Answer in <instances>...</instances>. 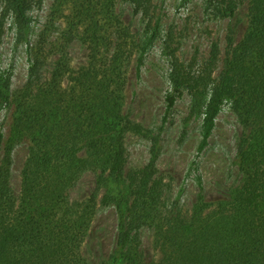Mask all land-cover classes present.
<instances>
[{
  "label": "trees",
  "instance_id": "1",
  "mask_svg": "<svg viewBox=\"0 0 264 264\" xmlns=\"http://www.w3.org/2000/svg\"><path fill=\"white\" fill-rule=\"evenodd\" d=\"M122 1L144 18L150 11L149 0H56L69 4L71 13L54 51L58 57L46 66V40L32 46L27 39L29 11L41 0H0V43L10 19L16 41L27 40L29 56L20 87L12 89L10 73L0 72V112L8 113L7 132L0 128V264H264V0H247L248 22L239 38L228 28L216 78L217 40L195 68L170 52L166 114L177 97L189 95V115H201L198 151L225 102L244 128L234 160L240 182L227 199L212 202L199 180L189 214L175 205L168 211L163 197L156 163L161 127L150 135L145 164L125 168L126 133H146L126 108L130 58L135 53L139 72L154 34L140 37L123 24ZM237 6L238 0H205L216 18L232 16ZM75 36L87 42L89 59L70 71L66 50ZM21 141L28 154L17 196L10 177L12 152ZM86 170L94 174V188L85 200H73L70 188ZM100 193V202L115 208L117 235L110 257L95 263L81 247ZM144 225L170 247L157 262L142 251Z\"/></svg>",
  "mask_w": 264,
  "mask_h": 264
},
{
  "label": "rangeland",
  "instance_id": "2",
  "mask_svg": "<svg viewBox=\"0 0 264 264\" xmlns=\"http://www.w3.org/2000/svg\"><path fill=\"white\" fill-rule=\"evenodd\" d=\"M56 0H41L29 11L31 25L29 44L35 46L39 40H46L42 55L46 66L58 57L54 53L61 34L67 28L71 6L59 4ZM149 13L144 18L128 1L119 4L124 25L134 34L154 37L144 55L139 72L135 71V53L130 58L129 81L126 89V108L130 117L139 123L145 134L128 132L125 135L127 150L126 171L142 167L149 157L150 135L161 127L160 154L156 161L157 176L162 178L163 197L169 209L190 213L199 192L201 181L205 198L209 201L227 199L232 189L240 182L241 174L235 164L238 138L244 128L236 114L225 102L219 111L206 146L198 151L200 141L201 115H189L190 99L187 93L177 97L175 104L166 114L164 96L170 90L168 79L170 52L183 63L195 68L209 55L210 45L217 40L220 55L214 77L221 69L226 35L231 26L235 38H239L248 22L247 0H238V6L230 17L216 18L205 8V0H149ZM147 23V34L144 30ZM11 20L6 26L0 43V72L10 73L11 88L23 85L27 77L29 56L26 41L17 42ZM83 26L79 28L82 35ZM67 60L70 71L86 64L89 47L80 36H75L67 46ZM68 83V74L64 77ZM166 119L163 122V116ZM0 128L8 129V113L0 112ZM28 154V143H17L12 152L10 184L17 196L21 190V171ZM94 188V174L91 170L82 172L70 188L73 200H85ZM99 194L89 233L81 250L83 254L98 263L112 254L117 235V214L114 206L103 205ZM205 213L214 207L211 205ZM141 248L149 262L161 260L170 247L167 239L157 238L155 229L144 225L140 229ZM166 244V245H165Z\"/></svg>",
  "mask_w": 264,
  "mask_h": 264
}]
</instances>
